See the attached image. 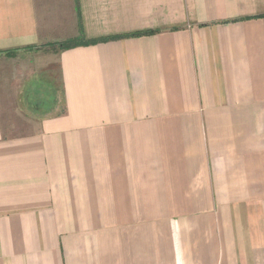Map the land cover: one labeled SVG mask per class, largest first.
I'll return each instance as SVG.
<instances>
[{"label":"crops","instance_id":"crops-1","mask_svg":"<svg viewBox=\"0 0 264 264\" xmlns=\"http://www.w3.org/2000/svg\"><path fill=\"white\" fill-rule=\"evenodd\" d=\"M0 264H264V0H0Z\"/></svg>","mask_w":264,"mask_h":264},{"label":"rangeland","instance_id":"rangeland-1","mask_svg":"<svg viewBox=\"0 0 264 264\" xmlns=\"http://www.w3.org/2000/svg\"><path fill=\"white\" fill-rule=\"evenodd\" d=\"M10 111L11 113L9 114V117L4 118V124L7 121L5 125L7 126V130H9V132H15V134H18L20 132L23 133L25 129L23 126L26 127V124L28 122V119L23 115V113H25L26 115H30L27 112L28 110L24 105H22L20 101L12 100Z\"/></svg>","mask_w":264,"mask_h":264}]
</instances>
